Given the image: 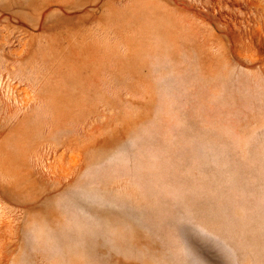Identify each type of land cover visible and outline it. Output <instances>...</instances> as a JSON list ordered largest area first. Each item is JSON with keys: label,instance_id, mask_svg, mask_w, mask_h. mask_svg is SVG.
I'll return each mask as SVG.
<instances>
[{"label": "rangeland", "instance_id": "obj_1", "mask_svg": "<svg viewBox=\"0 0 264 264\" xmlns=\"http://www.w3.org/2000/svg\"><path fill=\"white\" fill-rule=\"evenodd\" d=\"M0 264H264V0H0Z\"/></svg>", "mask_w": 264, "mask_h": 264}]
</instances>
